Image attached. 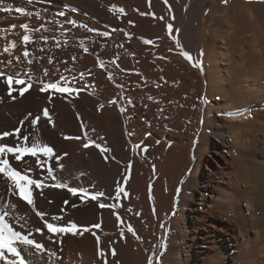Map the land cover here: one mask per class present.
Returning a JSON list of instances; mask_svg holds the SVG:
<instances>
[{"label": "bare ground", "instance_id": "obj_1", "mask_svg": "<svg viewBox=\"0 0 264 264\" xmlns=\"http://www.w3.org/2000/svg\"><path fill=\"white\" fill-rule=\"evenodd\" d=\"M0 9L10 10L0 11V51L17 42L12 52L21 60L12 58L0 69L28 71L38 81H57L61 74L76 78L71 92H41L37 83L23 96L14 91V100L0 82V133L20 128L21 135L54 148L56 156L43 173L34 158L25 157L37 179L43 175L49 184L108 196L116 195L118 183L123 189L119 201L100 198L119 203L117 209L81 202L67 188L35 190V209L45 219L101 225L83 235L57 236L30 206L8 195L0 176V205L18 206L16 212L6 209V220L27 234L16 219L26 214L30 227L44 229L43 235L30 236L42 251L20 246L27 264H105L96 235L107 264H148L149 256L153 264H264V0H0ZM61 11L63 17L57 15ZM27 12H39L41 19ZM65 19L95 31L61 27L58 22ZM26 23L48 29L28 33L31 65L22 55L25 33L19 25ZM103 32L110 35L97 34ZM173 36L200 59L203 73L179 54ZM83 84L88 87L77 92ZM228 112L243 114L220 115ZM37 115L41 119L33 128L30 121ZM89 141L108 151L102 154L94 144L83 148ZM4 142L17 141L10 135ZM9 159L18 169L27 166Z\"/></svg>", "mask_w": 264, "mask_h": 264}, {"label": "snow or ice", "instance_id": "obj_2", "mask_svg": "<svg viewBox=\"0 0 264 264\" xmlns=\"http://www.w3.org/2000/svg\"><path fill=\"white\" fill-rule=\"evenodd\" d=\"M165 3H167V0H165ZM169 11H171V6L169 5ZM0 11H10L9 9H0ZM17 11H22L20 9H17ZM72 11H76V9H72ZM119 12L123 14V9H120ZM25 15H28L29 17L32 15H35L37 19H41V15L39 12L37 13H23ZM141 15H145V13H140ZM58 16L63 17L65 13L63 11L57 13ZM154 15V14H152ZM161 20H163V17H160ZM174 19V17H173ZM61 27H63L64 24H70L73 27H81L85 28L88 32L95 31L92 28H88L86 25H77L74 20L71 19H65L63 21H59ZM129 23H132L129 21ZM167 31L169 34L173 33V25L171 23H167ZM11 28L17 27L16 25L10 26ZM20 28L24 30V35L21 37V40L23 44L25 45L24 49L22 50V55L24 57V61L27 62L28 65H31L33 63V59L30 58L31 54L27 49V45L29 43H32V39L28 33L30 32H39L43 28L45 31H48V29L44 28L43 25H40L39 27L32 28L29 24H23L19 25ZM5 31H8L7 29ZM113 31H117V29H113ZM122 31V29H120ZM175 32H179V29H175ZM98 35L107 37L110 35L109 32H103V33H97ZM125 35H129L128 33H125ZM175 39V37L173 36ZM42 39L47 42V37H42ZM145 44L150 43L149 40H144ZM176 46L180 49L179 54L187 60L192 67L197 68L203 73V68L201 66V61L199 58L193 59L189 52L184 50L183 46L180 44V41L178 39H175ZM57 47H60L59 41H57ZM122 46V45H121ZM17 42H9L7 46L3 48L2 51H0V55L7 54L10 59L7 61L0 60V65L10 66L12 64V58H14L18 63L21 62L19 56H13V49H16ZM80 47L83 48L85 52H88V48L84 46L83 43L80 44ZM40 51H43V49H40ZM171 51V49H169ZM203 55V52L200 54ZM163 58V57H161ZM48 62L52 63V58L48 59ZM100 65H103V61H98ZM111 63L115 64L116 61L112 60ZM44 75H48V70L44 69ZM83 75V74H81ZM0 77L3 78L2 81L7 85V95L10 99H16L15 96H13V92L16 91L19 93L20 96H23L25 92H27L29 89L34 87L37 83L40 85L39 91L46 92L49 90H52L54 92H71L74 89V83L75 77H73V80H68L67 77L60 75V79L57 81H43V80H36L33 77L29 75L28 71H25L23 74L20 72H16L14 74H8L5 73L2 69H0ZM109 80H112V74L109 73L108 76ZM23 85V87H17L13 88V85ZM88 87L87 84L81 85V88L75 89L77 92L81 90H85ZM51 99V97H49ZM3 101V98L0 97V102ZM110 103H115V101H110ZM99 108H103V105H100ZM121 112L124 111L123 108L120 109ZM243 113H220V115H227L229 117L235 116V115H242ZM31 116V113L28 114V116L25 117V120H27ZM43 116L48 118L51 122V117L49 116V112L47 109L43 111ZM41 116L37 115L34 118L31 119L30 123L35 128L40 121ZM21 125H23L24 121L20 122ZM10 135H15L16 143L14 145H9L5 143V138L9 137ZM80 139V137H68L65 136V139ZM89 144H94L95 147L100 148L101 153H105L108 151V149L101 147L98 144H95L93 141H89L88 143H84L82 145L83 148H88ZM64 155H67L65 153ZM54 156H56L55 150L53 147L48 145L47 143L42 142V140L39 137H30L29 135H21V129L17 128L14 129L13 132L5 131L3 133H0V176L4 178V180L7 182L8 187V195L11 196H18L19 199L23 202H25L28 206H30L33 211H35V214L41 218L44 224V228L47 229L48 233L62 236L64 234L71 233L72 235H83L84 232H88L90 230V227H95L99 229L101 227L100 224H95L93 226H87V225H78L75 222H63V218L60 216H52L50 219H45V214L36 210L34 206V196L33 192L37 189L41 190V193L44 188L48 187H54V188H67V191L72 194L74 197H79L81 202H85L87 200L95 201L101 208H110V209H117L120 207L119 203H112V204H106L101 201V197L104 198V200H115L119 201L120 199V193L123 191V189L120 187L119 183L116 186L115 189V196H108L103 191H96V192H89L87 189L83 188H75V187H69L65 185L64 183H53L49 184L47 180L44 178L43 175L40 176L39 179L35 178L34 172L35 170L29 165V161L25 159V157H32L35 159L37 167L40 168L41 173L44 171V165L48 163ZM9 157L13 158L17 162H23V165L21 168H16L11 162ZM43 157V159H42ZM57 160L59 157H56ZM107 159V157H105ZM47 175L48 177H52L53 170L49 166L47 169ZM127 179V177H125ZM183 183V181H181ZM179 191V189H178ZM127 195V193H125ZM3 197H0V200H2ZM65 204H68V201L64 202ZM72 207H76L75 204L72 205ZM18 206L15 203H12L11 201H8L7 203H4L0 205V260L4 261V264H27L26 260L24 259L22 255V251L20 246L23 245L25 247H33L37 251L43 250V245L34 239L30 238V236L33 235V232L39 233L41 235L44 234V229L42 228H32L27 223V216L26 214H20L16 217L17 220L23 221L22 227L25 229L27 234H22L21 231L16 230L12 224L6 220V217L10 215V212L6 209H11L12 212L17 211ZM114 215H116V219L119 221L121 220V217L113 212ZM163 227V225H161ZM82 229V231H81ZM128 232L132 233L133 236H137L136 232L133 230L131 226L128 227ZM93 235H96V233H92ZM51 238V237H49ZM121 238H124V232L121 231ZM96 239L98 242V256L100 259L105 261V264H107L106 260V254L105 251L101 248H99V241L100 237L96 235ZM137 239H140V237L137 236ZM114 243V242H113ZM111 248V254L112 256L116 255V251L114 248L109 246ZM7 253L8 255H5ZM12 257H15V259H12ZM148 264H153V257H148ZM157 264H159V261H157Z\"/></svg>", "mask_w": 264, "mask_h": 264}, {"label": "rangeland", "instance_id": "obj_3", "mask_svg": "<svg viewBox=\"0 0 264 264\" xmlns=\"http://www.w3.org/2000/svg\"><path fill=\"white\" fill-rule=\"evenodd\" d=\"M210 165V164H209Z\"/></svg>", "mask_w": 264, "mask_h": 264}]
</instances>
